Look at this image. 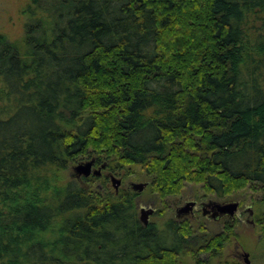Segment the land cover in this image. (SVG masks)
<instances>
[{
    "label": "trees",
    "instance_id": "trees-1",
    "mask_svg": "<svg viewBox=\"0 0 264 264\" xmlns=\"http://www.w3.org/2000/svg\"><path fill=\"white\" fill-rule=\"evenodd\" d=\"M20 14L18 36L0 33V264H211L233 221L142 224L134 199L264 190V0H22ZM87 158L137 165L145 185L64 177ZM251 222L264 231V212Z\"/></svg>",
    "mask_w": 264,
    "mask_h": 264
},
{
    "label": "rangeland",
    "instance_id": "rangeland-1",
    "mask_svg": "<svg viewBox=\"0 0 264 264\" xmlns=\"http://www.w3.org/2000/svg\"><path fill=\"white\" fill-rule=\"evenodd\" d=\"M22 7V0H0V33L5 34L7 38H13L19 35L21 14L20 10ZM90 160L79 159L69 165L67 170L63 173L65 178L76 176V179H80L82 175H77L73 171V167L79 163ZM98 164H95L97 166ZM96 169V168H92ZM130 172L124 173H113L114 177L121 179L122 183L119 189H126L131 191L128 187L129 182H144L147 178L137 165H130ZM105 170L101 169V174L98 175V179L92 180L93 185H98L103 180ZM93 174H89L90 176ZM80 184L84 182L79 181ZM200 183H185L180 189V193L177 196L166 197V205H162L160 199L155 195L151 194L146 188H143L134 199V207L136 209L137 216H140L139 207L145 209H152L153 212L147 216L148 222L160 225L163 221L173 217V209L176 205L181 204L183 200L196 199L205 201L207 198L221 201V200H238L240 206L249 205L251 207L252 216L243 218L240 220L233 221V234L227 235L218 254L211 259V264H245L242 256H237L236 251L239 253H247V264H264V231L262 227L254 221V215L258 212H264V190L253 191L249 188H244L241 191L233 192L226 196H216L210 192L203 191ZM105 186L112 191L113 187L109 180ZM174 202V203H173ZM166 206V208H165ZM186 219L190 225L197 226L200 224L205 229L215 233L222 227L223 222L226 220L222 219L214 221L207 219L205 216H201L199 210L196 211L193 218L186 216ZM176 264H195L194 259L190 255H182L177 259Z\"/></svg>",
    "mask_w": 264,
    "mask_h": 264
},
{
    "label": "flooded vegetation",
    "instance_id": "flooded-vegetation-1",
    "mask_svg": "<svg viewBox=\"0 0 264 264\" xmlns=\"http://www.w3.org/2000/svg\"><path fill=\"white\" fill-rule=\"evenodd\" d=\"M99 165L95 166V163L92 160L91 170H95L92 168L97 169L99 167ZM102 167L99 168V173L97 175L101 174ZM105 175L108 177L109 182L111 181L110 177L111 176L114 177V174L109 173V172H106ZM115 178H117V177H115ZM117 179H118V183L116 185V189L113 188L114 191H116L119 188L120 184L122 183L121 179H119V178H117ZM128 187H130V189H132L130 182L128 183ZM212 201H217V200H213L210 198H207L205 201L196 200V199H187V200H183L181 204H173V205H176L173 209V217H174L173 219L180 220V219H184L186 216L193 218L196 211H198V210H199L201 216H205L207 219H211L214 221H219V220H222L225 218H226V220H230V221H234L235 219L240 220L242 218L244 220H246V217L251 215V209H250L249 205L240 206L241 204L238 200H234V201H236L237 204H236V208H235L231 217L228 216L226 213L214 211L211 208V206L213 205ZM223 201H225V200H221V201H217V202H223ZM227 201L228 200H226V202ZM139 210H140V214H139L140 216H137V217L140 221H141V217H142L141 215H143L142 213L148 212L146 215V223H148L147 216L150 215L153 212V210L150 208L145 209L142 207H139ZM141 223L146 224V223H143L142 221H141ZM241 254L242 253H239L238 251H236L237 256H242Z\"/></svg>",
    "mask_w": 264,
    "mask_h": 264
},
{
    "label": "water",
    "instance_id": "water-1",
    "mask_svg": "<svg viewBox=\"0 0 264 264\" xmlns=\"http://www.w3.org/2000/svg\"><path fill=\"white\" fill-rule=\"evenodd\" d=\"M91 165H92V159L90 160H87V161H84L82 163H79L77 165H75L73 167V171L75 174L79 175H83V176H86L88 175L89 173L91 174H94V175H97L99 173V168L103 166V163H101L99 165V167L95 170H91ZM110 183L112 185V187L114 189H116V185L118 183V179L111 176L110 177ZM130 185H131V188L134 190V191H140L143 186L145 185V182H130ZM191 203V202H190ZM213 205L211 206V208L214 210V211H218V212H223V213H226L228 216H232L235 208H236V201L234 200H228L227 202L226 201H223V202H217V201H212ZM148 212H143L141 215V221L143 223H146V215H147ZM242 257H243V261L245 264L248 263V260H247V253L246 252H242Z\"/></svg>",
    "mask_w": 264,
    "mask_h": 264
}]
</instances>
